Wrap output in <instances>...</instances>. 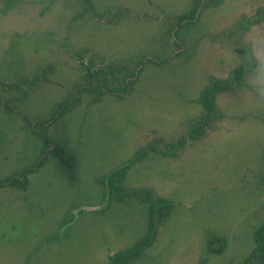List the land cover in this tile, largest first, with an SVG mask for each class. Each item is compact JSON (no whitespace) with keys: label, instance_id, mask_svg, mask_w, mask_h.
I'll use <instances>...</instances> for the list:
<instances>
[{"label":"rangeland","instance_id":"1","mask_svg":"<svg viewBox=\"0 0 264 264\" xmlns=\"http://www.w3.org/2000/svg\"><path fill=\"white\" fill-rule=\"evenodd\" d=\"M193 1L93 0L87 14L83 0H0V82L24 89L28 81L30 92L25 105L14 102L17 116L0 109V181L39 162L37 124L77 96L88 66L119 76L144 57L171 59L147 65L125 97L93 105L85 96L57 117L49 137L64 148V164L51 158L29 176L27 192L0 190V264H109L132 249L148 233V212L138 199L109 203L102 181L140 150L124 187L150 190L175 209L132 264H243L249 257L264 222V0H205L179 33L184 49L174 59L170 30ZM250 54L257 67L242 92L218 99L221 130L166 152L202 113L210 78H230ZM14 97L20 93L0 85V101ZM211 235L227 239L222 255L208 252Z\"/></svg>","mask_w":264,"mask_h":264},{"label":"trees","instance_id":"2","mask_svg":"<svg viewBox=\"0 0 264 264\" xmlns=\"http://www.w3.org/2000/svg\"><path fill=\"white\" fill-rule=\"evenodd\" d=\"M83 2L87 7V14H91L94 7L93 0H83ZM193 2H195L193 9L179 18L178 23L170 30L171 33H175L177 39L175 43L178 44L179 51L174 59L179 58L181 56V50L184 49L183 45L179 43V33L195 21L197 14L205 4V0H194ZM207 5L209 4H205V6ZM258 17L259 21L264 23V8L258 10ZM257 23L259 22L257 21ZM238 53L243 56L247 54L245 51H238ZM248 59L246 63H241L231 72L230 78L226 80L210 78L209 84L204 87L199 101L202 113L193 123L187 135L181 137L177 142L165 146L166 152L169 153L184 149L188 144L204 141L210 134L217 133L221 130L220 123L223 122L225 117L219 110L218 99L222 95L237 97L238 94L242 92L246 84L247 76L251 74V72H254L257 67V62L251 54L248 56ZM168 61L157 62L144 57L137 62L133 72L125 68L123 70H117L119 76H116L117 73L114 72V70L108 72V70L96 67L95 65L88 66L86 68L87 73L83 83L78 84L77 89H75L77 91V96L74 99H68L66 102L61 101L57 106V116L51 121L37 124V127H42V133H39V138L43 140L42 144L44 145L39 162L35 167L23 172L19 176H13L7 180L0 181V190L13 189L27 192L30 185V182H28L29 176L41 170L51 158L60 159L64 164L63 155L65 154V150L61 146L55 145L51 140L49 137V129L58 118L70 114L74 109L78 108V106H81L83 97H91L93 105L101 103L107 95H116L118 97L120 96V98L125 97L132 93L133 87L138 83L147 65H163L168 63ZM23 84L24 89H20L18 84L8 85L1 82V86L6 92H19L20 97L1 100L0 109L4 108L9 112H17L18 110L16 109H18V106H15L14 102L25 105L29 99L30 92L25 89V87L28 86V81L27 83L23 81ZM141 153L142 150L137 153V158L134 161L111 172L104 178V181H102L107 189V199L109 203H121L126 199H138L143 203L149 216V229L146 236H144L132 249L111 256L109 258V264H132L138 259H141L155 243L158 230L170 221L175 209V205L172 202L159 198L150 190L130 192L124 187L128 173L131 167L140 161ZM166 156L168 155L166 154ZM254 241L255 246L253 251L243 264H264V222L260 228L255 230ZM227 243L228 241L225 237L211 235L208 238V252L214 255H222L227 249ZM202 264H206V262L202 261Z\"/></svg>","mask_w":264,"mask_h":264},{"label":"flooded vegetation","instance_id":"3","mask_svg":"<svg viewBox=\"0 0 264 264\" xmlns=\"http://www.w3.org/2000/svg\"><path fill=\"white\" fill-rule=\"evenodd\" d=\"M0 85H1V82H0ZM2 87V86H1ZM13 116H17V114H14L11 112V115H10V118L13 117ZM1 117V116H0ZM0 121H3L1 118H0ZM2 126V125H1ZM0 134H2V130H0ZM0 150H2V146L0 144Z\"/></svg>","mask_w":264,"mask_h":264}]
</instances>
